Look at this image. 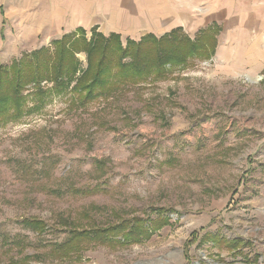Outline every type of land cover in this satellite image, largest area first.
Masks as SVG:
<instances>
[{"label": "rangeland", "instance_id": "obj_1", "mask_svg": "<svg viewBox=\"0 0 264 264\" xmlns=\"http://www.w3.org/2000/svg\"><path fill=\"white\" fill-rule=\"evenodd\" d=\"M194 9L180 22L191 39L211 20L201 17L206 2ZM62 34L15 30V46L1 35L0 65ZM231 36L236 47L242 35ZM257 36L245 35L258 47L246 59L264 54ZM184 60L166 78L82 108L69 93L30 94L21 116L0 119V264H264V66ZM161 208L169 222L128 244L88 240L78 254L49 245L69 228L148 224ZM24 219L46 227L38 235Z\"/></svg>", "mask_w": 264, "mask_h": 264}, {"label": "trees", "instance_id": "obj_2", "mask_svg": "<svg viewBox=\"0 0 264 264\" xmlns=\"http://www.w3.org/2000/svg\"><path fill=\"white\" fill-rule=\"evenodd\" d=\"M86 31L78 27L53 39L50 46L26 51L9 64L0 65V119L21 116L30 94L69 93L72 105L82 108L96 99L114 97L122 89L138 83L166 78L175 66L184 63L186 57L202 54L211 58L218 27L212 23L200 29L194 39L184 34L181 28H174L159 37L146 34L138 40L126 38L124 46L118 33L105 35L94 26L87 37ZM81 52L86 54L85 65L76 57ZM43 82H50L52 86L43 88ZM28 88L31 93L25 94ZM96 189L97 185L90 191L74 190L91 193ZM163 211L162 208L158 210V219L146 221L149 225H142L143 218L132 217L104 227L69 228L67 238L49 245L57 252L78 254L81 252L80 244L88 240L110 245L128 244L167 224L169 218L163 215ZM24 220L38 235L46 227L42 220ZM73 223L63 218L65 227ZM238 242L233 240L232 244L237 245Z\"/></svg>", "mask_w": 264, "mask_h": 264}, {"label": "crops", "instance_id": "obj_3", "mask_svg": "<svg viewBox=\"0 0 264 264\" xmlns=\"http://www.w3.org/2000/svg\"><path fill=\"white\" fill-rule=\"evenodd\" d=\"M243 1L246 2L245 6ZM243 1L0 0V39L1 35H10L12 39L10 43H14L15 46L17 41H13L12 38L15 30L32 35L58 31L60 34H64L62 32L64 28L68 27L69 31L78 27L87 30L88 26L89 30L94 26L97 27V30L105 35L114 32L120 34L121 37L125 36V38L134 40H138L146 34L159 37L174 28H181L184 32L182 24H180L183 17L187 16L190 9H196L198 4L206 2L208 12L201 17L202 19L211 18V20L196 32L216 23L218 34L216 35L214 56L218 59V63L226 61L236 66L240 59H246L245 55L247 56L248 51L258 50V47H252L245 42V35L251 38L252 34H257L256 42L259 44L264 42V37H262L264 35V5L260 2L263 0ZM107 18L124 19L125 26L120 22L123 28L118 27L119 23L109 22ZM236 34L242 35V41L236 44V47H233L228 41L225 42L223 36L228 37L231 42L233 40L231 35ZM253 55H249L248 59L239 65L242 68L257 63L264 66V54L257 57H253Z\"/></svg>", "mask_w": 264, "mask_h": 264}]
</instances>
